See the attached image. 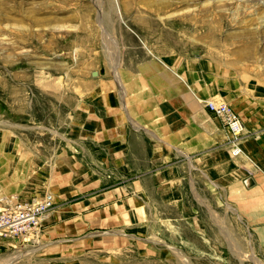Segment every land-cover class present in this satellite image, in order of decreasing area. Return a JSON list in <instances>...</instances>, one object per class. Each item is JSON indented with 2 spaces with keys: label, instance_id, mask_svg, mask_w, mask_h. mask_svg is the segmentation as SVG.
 <instances>
[{
  "label": "rangeland",
  "instance_id": "rangeland-1",
  "mask_svg": "<svg viewBox=\"0 0 264 264\" xmlns=\"http://www.w3.org/2000/svg\"><path fill=\"white\" fill-rule=\"evenodd\" d=\"M117 2L0 0V203L55 199L39 233L0 238V264H264V204L214 185L264 201V175L234 178L206 103L264 108V0Z\"/></svg>",
  "mask_w": 264,
  "mask_h": 264
},
{
  "label": "crops",
  "instance_id": "crops-1",
  "mask_svg": "<svg viewBox=\"0 0 264 264\" xmlns=\"http://www.w3.org/2000/svg\"><path fill=\"white\" fill-rule=\"evenodd\" d=\"M163 79L168 83V85L170 86L169 88L178 90L177 94L185 96L188 94H192L198 97V99H206L218 95L216 90H214L211 85H207L205 87L198 86V83H196L194 79H191V75H163ZM189 79H191V82H189ZM191 85H193V87ZM260 112L261 113L259 114L245 115L243 117L238 112L244 124L243 135H245L247 131H251V133H253L254 135L242 137L239 142V145H237V148H241V152L239 154L235 153V148L234 150H232V155L237 156L239 164L237 170L234 171V173L236 174L234 175V178L244 175L245 172L250 175L254 174L258 177H262L264 175V108H261ZM199 117H201L202 119V125L200 127L203 130L201 132V136L203 137V139H205L206 142H209V140H212L214 137L213 134L215 126L213 122L211 123V121L206 119L205 115L202 114L199 115ZM176 133L177 132L175 131V134ZM247 158L256 165L255 169L251 167L249 163L246 162ZM225 169L226 167H222L223 171ZM254 170L256 172H254ZM214 185L224 189L227 194H229V192H232L234 195L237 194L239 199L234 202L235 204H237V207L239 209H243V211H245L247 207L259 208L262 207L264 204V201H260L258 199H254L252 201L247 200L245 190L240 188L239 186L230 188L225 187L224 185L219 186L217 183H214ZM177 200V198L174 199V201ZM165 202L170 201L165 199ZM259 224L261 225V222ZM252 234L255 239H264V231H262L261 227L259 231H254Z\"/></svg>",
  "mask_w": 264,
  "mask_h": 264
},
{
  "label": "built area",
  "instance_id": "built-area-1",
  "mask_svg": "<svg viewBox=\"0 0 264 264\" xmlns=\"http://www.w3.org/2000/svg\"><path fill=\"white\" fill-rule=\"evenodd\" d=\"M210 111L219 117L229 133V142L240 140L244 129L239 113L226 101L206 102ZM55 207L53 194L35 197L23 202L6 199L0 203V238L27 239L39 233Z\"/></svg>",
  "mask_w": 264,
  "mask_h": 264
},
{
  "label": "bare ground",
  "instance_id": "bare-ground-1",
  "mask_svg": "<svg viewBox=\"0 0 264 264\" xmlns=\"http://www.w3.org/2000/svg\"><path fill=\"white\" fill-rule=\"evenodd\" d=\"M208 102V101H207ZM242 139V137L240 138V140ZM240 140L238 141V142H236V143H231V142H229V144L230 145H232V147H233V149L232 150H234V148L236 149L235 150V153L236 154H239L240 152H241V148H237V145H239V142H240Z\"/></svg>",
  "mask_w": 264,
  "mask_h": 264
},
{
  "label": "water",
  "instance_id": "water-1",
  "mask_svg": "<svg viewBox=\"0 0 264 264\" xmlns=\"http://www.w3.org/2000/svg\"><path fill=\"white\" fill-rule=\"evenodd\" d=\"M116 7H117V11L120 13V8H119L117 0H116Z\"/></svg>",
  "mask_w": 264,
  "mask_h": 264
}]
</instances>
